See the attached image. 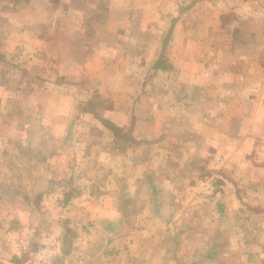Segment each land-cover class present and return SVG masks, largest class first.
<instances>
[{
  "label": "crops",
  "instance_id": "crops-1",
  "mask_svg": "<svg viewBox=\"0 0 264 264\" xmlns=\"http://www.w3.org/2000/svg\"><path fill=\"white\" fill-rule=\"evenodd\" d=\"M0 264H264V0H0Z\"/></svg>",
  "mask_w": 264,
  "mask_h": 264
},
{
  "label": "built area",
  "instance_id": "built-area-1",
  "mask_svg": "<svg viewBox=\"0 0 264 264\" xmlns=\"http://www.w3.org/2000/svg\"><path fill=\"white\" fill-rule=\"evenodd\" d=\"M209 187H210V189H211V191H212V190H213V184H210Z\"/></svg>",
  "mask_w": 264,
  "mask_h": 264
}]
</instances>
